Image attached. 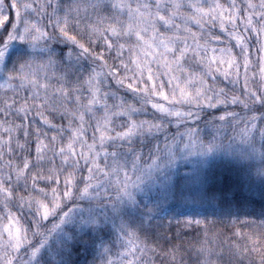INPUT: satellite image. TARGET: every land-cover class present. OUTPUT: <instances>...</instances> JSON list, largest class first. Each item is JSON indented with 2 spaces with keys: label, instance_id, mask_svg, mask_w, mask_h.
Instances as JSON below:
<instances>
[{
  "label": "snow or ice",
  "instance_id": "6c2138e0",
  "mask_svg": "<svg viewBox=\"0 0 264 264\" xmlns=\"http://www.w3.org/2000/svg\"><path fill=\"white\" fill-rule=\"evenodd\" d=\"M0 264H264V0H0Z\"/></svg>",
  "mask_w": 264,
  "mask_h": 264
}]
</instances>
